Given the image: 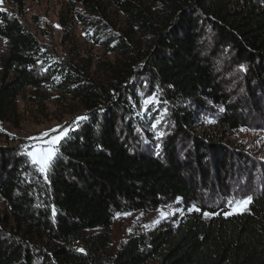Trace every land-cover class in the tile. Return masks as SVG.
Listing matches in <instances>:
<instances>
[{
	"label": "trees",
	"instance_id": "trees-1",
	"mask_svg": "<svg viewBox=\"0 0 264 264\" xmlns=\"http://www.w3.org/2000/svg\"><path fill=\"white\" fill-rule=\"evenodd\" d=\"M5 1L18 11L24 6ZM67 1L85 8L91 26L99 21L97 43L120 60L102 66L104 83L71 61L39 65L40 43L0 11V123L26 88L45 85L84 112L44 174L20 148H0V264H264V188L247 191L241 214L208 208L204 194L226 193L246 158L225 147L223 136L197 130L203 103L217 110L226 131L245 128L246 111L263 115L264 0H110L132 29L119 35L107 33L99 0ZM138 41H150L148 49L141 52ZM223 57L241 78L244 92L235 99L218 72ZM138 88L166 111L160 138L152 130L156 110L139 114ZM177 200L199 213L129 236L105 254L117 215ZM204 213L212 217L204 220ZM97 230L96 239L86 236Z\"/></svg>",
	"mask_w": 264,
	"mask_h": 264
},
{
	"label": "rangeland",
	"instance_id": "rangeland-1",
	"mask_svg": "<svg viewBox=\"0 0 264 264\" xmlns=\"http://www.w3.org/2000/svg\"><path fill=\"white\" fill-rule=\"evenodd\" d=\"M99 3L108 22L104 23L109 29L108 34L119 35L120 32L132 30L126 18L115 9L110 0H99ZM0 11L18 19L22 27L31 32L40 43L42 55L39 65L50 66L55 61H71L78 69L85 70L91 79L104 83L107 76L102 73V66L115 64L120 60L118 55L107 53L97 43L102 25L96 27L99 24L96 20L91 26L92 17L81 5H71L67 0H24L23 8L18 11L7 5L5 0H0ZM138 42L141 52L148 49L150 41ZM5 54V42L0 38V59ZM216 61L225 88L234 99L241 96L244 89L240 86L238 70L229 66L224 57L217 58ZM137 91H141L142 95L139 114L143 115L146 111L155 109V113L159 114V121L152 126L153 135L156 138L164 136L166 111L156 104L153 95H148L146 90L138 88ZM203 106L204 109L197 116L198 132L223 136L225 147L233 152H241L246 158L243 159V165L240 164V168L234 171L232 178H228V185L233 184L226 193L222 191L221 195L209 192L204 194L206 206L224 210L225 216L241 214L249 206L250 197L246 195L247 191L264 188V108L263 113L261 112L263 115L250 111L244 113L247 117L245 128L226 131L219 129L215 121L217 110L205 103ZM83 114L80 103L63 90L49 85L37 89L26 88L17 98L14 109L6 120L0 123V148H20L28 161L44 174L49 161L55 155L57 145L75 128V121ZM146 130L150 138L149 129ZM191 213H199V209L194 205L185 206L177 200L154 212L117 215L111 228L109 249L105 254H115L129 236L157 230L163 225L175 227L182 218ZM211 217L209 213L203 214L204 220ZM100 234L102 232L97 230L88 232L86 236L94 240ZM74 248L79 252L85 251L81 242L74 243Z\"/></svg>",
	"mask_w": 264,
	"mask_h": 264
}]
</instances>
